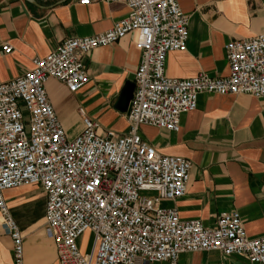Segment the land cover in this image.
Listing matches in <instances>:
<instances>
[{
    "label": "built area",
    "instance_id": "obj_1",
    "mask_svg": "<svg viewBox=\"0 0 264 264\" xmlns=\"http://www.w3.org/2000/svg\"><path fill=\"white\" fill-rule=\"evenodd\" d=\"M109 1L124 2L128 15L96 35L65 40L35 58L29 72L0 83V215L14 264H25V236L4 194L31 185L46 194L44 232L58 264H182V253L199 251L264 264V237L250 239L237 210L223 212L211 228L163 205L185 195L192 163L159 153L139 132L140 126L178 132L182 115L197 108L201 93L264 97V30L226 44L227 75L172 78L166 74L167 56L186 50L189 37V17L178 0ZM259 1L264 12V0ZM131 33L141 60L129 131L100 133L98 122L84 115L82 131L70 139L46 82L54 78L70 92L79 91L89 81L82 56ZM86 232L93 238L89 251L80 245Z\"/></svg>",
    "mask_w": 264,
    "mask_h": 264
},
{
    "label": "crops",
    "instance_id": "obj_2",
    "mask_svg": "<svg viewBox=\"0 0 264 264\" xmlns=\"http://www.w3.org/2000/svg\"><path fill=\"white\" fill-rule=\"evenodd\" d=\"M189 17L184 51L167 56L166 74L189 78L200 73L228 74L225 46L264 30L259 0H178ZM121 1L0 0V83L33 68L65 40L93 36L128 15ZM136 34L92 49L82 56L88 83L70 92L57 79L46 82L48 97L68 137L83 129V117L98 122L100 133L129 131L128 112L117 107L121 91L134 82L141 60ZM12 50L7 52L4 45ZM141 136L163 155L191 161L185 195L165 200L182 219L215 227L223 212L237 210L250 239L264 237V97L201 93L194 111L181 117L178 132L140 126ZM13 218L23 232L25 264H57L56 251L44 232L46 194L37 185L5 191ZM182 264H256L244 255L217 251L187 252ZM0 264H14L13 243L0 215Z\"/></svg>",
    "mask_w": 264,
    "mask_h": 264
},
{
    "label": "water",
    "instance_id": "obj_3",
    "mask_svg": "<svg viewBox=\"0 0 264 264\" xmlns=\"http://www.w3.org/2000/svg\"><path fill=\"white\" fill-rule=\"evenodd\" d=\"M134 90H135V83L134 82H128L125 85V87L121 91L119 101L117 104V107L119 108V110L129 113L130 101L133 98Z\"/></svg>",
    "mask_w": 264,
    "mask_h": 264
},
{
    "label": "rangeland",
    "instance_id": "obj_4",
    "mask_svg": "<svg viewBox=\"0 0 264 264\" xmlns=\"http://www.w3.org/2000/svg\"><path fill=\"white\" fill-rule=\"evenodd\" d=\"M142 194L150 195L152 193L151 192H142ZM52 244H53V242H52ZM92 244H93V238H92L90 232L85 233L83 238L81 239V243H80L81 249L83 251H89L91 249V247H92ZM53 246H54V244H53ZM54 250H55V246H54ZM56 263H57V261H56Z\"/></svg>",
    "mask_w": 264,
    "mask_h": 264
},
{
    "label": "bare ground",
    "instance_id": "obj_5",
    "mask_svg": "<svg viewBox=\"0 0 264 264\" xmlns=\"http://www.w3.org/2000/svg\"><path fill=\"white\" fill-rule=\"evenodd\" d=\"M87 233V232H86Z\"/></svg>",
    "mask_w": 264,
    "mask_h": 264
}]
</instances>
